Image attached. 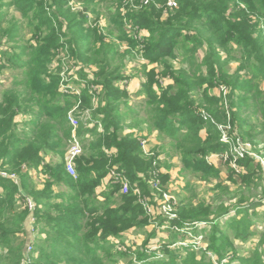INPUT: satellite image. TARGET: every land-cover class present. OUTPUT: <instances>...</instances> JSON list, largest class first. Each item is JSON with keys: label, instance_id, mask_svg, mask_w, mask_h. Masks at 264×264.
I'll return each mask as SVG.
<instances>
[{"label": "trees", "instance_id": "1", "mask_svg": "<svg viewBox=\"0 0 264 264\" xmlns=\"http://www.w3.org/2000/svg\"><path fill=\"white\" fill-rule=\"evenodd\" d=\"M79 1L84 11L73 9L68 0H10L8 3L0 0V44L3 41L5 46L13 44L8 50H0V72L8 65L22 71V80H15L12 88L0 94V171L15 174L19 181L16 184L0 176V264H106L107 261L116 264L126 253L114 254L117 246L112 240L119 241L133 230H143L147 237L143 245H148L152 235L144 230L153 222L137 196L132 191L122 194L119 185L110 186L102 194V200L97 194L108 171L115 168L125 171L132 188H139L144 196L151 197L149 181L154 171V160L143 159L138 136L123 132L127 115H122L119 109L121 104L128 107L129 94L116 84L128 78L122 73L124 56L106 37L111 39L116 34L120 42H127L130 49L127 54L140 53L141 47L147 61L163 67L160 73L143 69L146 81L139 94H144L148 126L171 140L185 171L219 177L220 169L209 164L207 157L223 154L229 147L221 141L220 126L229 125L230 133L237 132L244 140L255 139L251 133L256 125L248 128L249 115L243 117L239 107H252L251 115L261 118L259 134L264 135V90L258 86V81L264 78V0H178V10L165 20L166 0H155V5L140 12L132 11L130 5L118 0L115 13L109 9L113 15L106 36L98 27L100 19L95 22L88 16L96 8L95 0ZM6 8H14L21 14L32 32V40L19 43L18 21L13 20L8 28H2ZM124 8L127 13L122 15ZM125 19L139 29L148 30L149 38L142 41L132 38L125 29ZM183 43L190 46L187 50L190 67L175 70L168 60L177 59L176 52ZM236 48L242 54L243 64L230 75L225 68L230 60L237 59ZM200 49L204 50L202 63L196 60ZM62 53L85 67L98 68L91 79L82 73L86 90L81 97L61 91L63 62L58 56ZM246 70L250 78L240 75ZM164 78L172 83L163 86L161 79ZM91 85L101 87L100 93L90 94ZM219 85L228 88L224 104L221 98L208 92ZM198 91L203 92L208 120L197 111L199 108L192 97ZM240 98H243L241 104ZM93 99L100 103L92 116L94 120L100 118L103 132L98 131L97 125L89 128L87 122L80 121L77 133L83 154L76 160L77 178H73L65 167L72 135L68 114L74 107L82 112L92 109ZM20 115L29 116V120L18 122ZM201 131L206 132V137ZM106 150L116 152L108 155ZM49 154L58 161L47 163L45 158ZM251 161L246 158L239 164ZM33 171L47 177L42 189L34 183ZM233 175L230 169L231 181H235ZM161 178L166 182L169 177ZM241 179L244 186L254 187L256 172L249 168V173ZM60 186L66 189L56 192L55 188ZM25 198L33 200V212L25 206ZM261 205V199L253 200L232 208L221 206L215 212L210 207L190 210L189 206L180 210L171 224L209 223L211 250L222 263L231 250L236 255L233 241L247 242L257 235L253 218ZM232 209L236 210L235 218L222 230L220 220ZM32 217L36 221L33 226L30 225ZM30 242L34 250L26 255ZM263 247L264 233L249 257L239 258V264H264ZM164 251L166 258L151 261L145 251H138V263L214 262L204 257L198 259L197 253L187 248L183 253L168 248Z\"/></svg>", "mask_w": 264, "mask_h": 264}, {"label": "rangeland", "instance_id": "2", "mask_svg": "<svg viewBox=\"0 0 264 264\" xmlns=\"http://www.w3.org/2000/svg\"><path fill=\"white\" fill-rule=\"evenodd\" d=\"M10 0H4V2L8 3ZM70 5L75 8L76 5L79 6V9H84V5H81L79 0H68ZM143 0H123V5H130V9L134 12H140L148 9L149 6L144 7L142 6ZM153 4L155 5V0H153ZM118 4V0H95L94 4L96 8L94 7L90 12L88 16L91 21H95L97 19H100L99 22L102 20L103 22L107 23V25L110 26L111 22V16L115 13V6ZM69 5V4H68ZM69 5V6H70ZM119 5V4H118ZM152 5V4H151ZM132 6L134 8H132ZM160 4H157V7H159ZM72 7H68L70 10H72ZM77 9V11H79ZM96 9V10H95ZM109 9L113 10L112 12L109 11ZM95 12H92L94 11ZM178 10V9H176ZM6 13V21L2 25L3 29H6L9 27V24L14 20L18 21L20 24V32H19V39L20 44L26 43L28 40H32V32L30 28L28 27L25 19H22L21 14L18 13L14 8H6L4 9ZM73 11V10H72ZM87 14V13H86ZM101 24L103 27L107 26L106 24ZM144 31V34L147 35V38H149L150 33L148 30L142 29ZM114 37H117L115 34ZM5 41H3V45L0 44V50H8L10 49L13 44H7L5 46ZM124 46V45H123ZM125 47H120V51H124ZM190 48L185 43L182 44V47H180L176 54L177 59L174 60H168L173 68L175 70H187L190 67L191 63V57L188 56L187 50ZM223 57H225V54H222ZM235 56L236 60H230L226 69V72L230 75L236 73L239 68H241L243 64L242 60V54L238 51V49H235ZM59 59L63 58V53L58 56ZM131 57V58H130ZM204 57V50L200 49L196 53V60L199 63H202ZM1 60V57H0ZM57 60V59H56ZM121 61L127 62V68L129 72V75H125V77L130 78L129 76H136L137 80L141 79V76L137 74L139 69L146 64L145 62L141 63L138 62L135 54L130 56H125L121 58ZM66 69L70 68V60L65 59L64 61ZM134 67L136 69L134 70ZM126 68V70H127ZM131 69V70H130ZM138 69V70H137ZM134 70V71H133ZM125 71V69H124ZM132 72V73H130ZM203 72L206 73L205 69H203ZM242 77L249 76L251 77L249 71H242L240 73ZM15 80H22V71L20 69H14L7 66L4 71L0 72V94L6 90L10 89L14 86ZM169 82V81H168ZM171 82V81H170ZM130 82H122L121 85L125 88V86H129ZM73 85V84H72ZM80 85L84 86L83 82H79V84H76V87L80 89ZM222 86L219 85L212 90L209 89V95L210 96H216L217 98H221V103H225L224 98L225 95L223 91L221 90ZM258 86L264 90V78L260 79L258 81ZM126 89V88H125ZM135 93L132 94V97L130 99V106L125 107L124 104H121L120 107V113L127 115V121L128 126L126 125V130H130L134 132L135 130H132L134 128H138L140 131L150 130V127L148 126V113L146 110V106L144 105V99L136 97ZM246 96V95H245ZM192 97L194 98V101H196V106L199 108L197 111L204 112L207 115V111L204 109L203 106H205V103L203 101V92H193ZM246 98V97H243ZM243 98H240L239 103H242ZM227 99V98H226ZM240 103V104H241ZM250 104V101L248 102V105ZM241 109V112L244 114L243 117L249 115V123L248 128H253L254 125H256V128L254 131H252V135L256 136L253 141L251 140H244V143L248 145L247 151L248 153L245 154L243 157L238 156L240 159L236 160V157L233 156L235 152H233V148L236 147V144L232 145L231 148L228 147L224 151L223 155L227 154V158L223 156L222 160L220 158H214L213 164L216 166V168L220 169V175L219 177L210 176L205 177L201 174H194L187 172L183 169V165L181 163L180 156L176 153V148L171 142L169 138L164 136L163 134H159L157 138V148L156 151L150 147L149 140L147 137H143L142 135L139 136L138 141L143 142L145 141V147L142 149L143 152V159L145 160H155V167L159 172V179H160V185L163 192H166V194L171 198V201L173 203V206L170 205V210H172V214L177 216L180 214V210L186 207H192L190 210H195L196 208H208L212 210V212H215L218 210L219 207L225 206L232 208V206L237 205L238 203L245 202L248 203L249 201L253 200H260L263 202V205L261 207H258L257 214L255 215L254 220V232L257 233V235L251 237L247 242H239V241H233L234 248H236V255L234 256L233 251L227 253V256L225 257L224 261L222 263H219L218 256L216 253H214L211 250L212 242L209 238V234L212 231V227H206L205 225L193 227L191 231L186 232H173L172 229H170L169 225H165V219L164 215H162L161 209L165 208L162 201V191L153 190L151 187V194H155L157 198V202H153L155 205L153 207L154 213L147 216L150 222H153L152 225H154L155 229H149L144 230L149 235H152L151 238H149L148 245L145 247L143 244L146 241L147 237L145 235H141L143 233V230L141 231V234L135 233L131 236L130 239L123 237L118 242L121 243V246L118 245L117 248L114 249V254L118 253H126L125 258L119 259L118 263L116 264H129L130 262H134L135 264H140L139 259L137 257L138 251H145L148 255L151 257L148 259L149 261L154 259H163L166 258L167 253H165V248H168L170 251L175 252H181L183 253L185 249H190L197 253L198 259L201 257L207 258L208 260H213V264H225V263H232V264H239V258L249 257L250 252L256 248L258 245V241L263 238V230H264V135L259 134L260 131V117L252 116V107H239ZM131 112V113H130ZM133 112H136L135 115H132ZM129 114V115H128ZM204 118V117H203ZM205 120V119H204ZM130 126V127H129ZM230 131V130H229ZM238 136H240L239 133L235 132ZM203 137L206 136V133L203 132ZM233 137H235L233 135ZM230 146V145H229ZM144 150V151H143ZM236 154V153H235ZM234 154V155H235ZM226 158V159H225ZM252 160L251 163H246L245 165H240L239 161L244 159ZM55 161H58L57 157H54ZM154 164V163H153ZM236 166L241 170L240 174H237L233 166ZM249 168H252L256 172V184L254 187H246L243 185L241 177L243 175H247L249 173ZM230 169L234 171V179L235 181L230 180ZM163 176H168V180L166 182H162ZM1 191V190H0ZM19 200V199H18ZM33 201V200H32ZM18 205H20V200L18 202ZM23 207V206H22ZM168 208V206H166ZM146 212V211H145ZM236 210L232 209L229 214L226 217H223L220 222L222 223V226L220 227L222 230H225L226 223L231 220L232 218H235ZM161 220V221H158ZM157 221V223H155ZM155 223V224H154ZM194 223H202V222H190V223H184V224H194ZM207 223V222H204ZM164 224V225H163ZM183 224V225H184ZM209 224V223H208ZM214 224V223H213ZM185 227V226H183ZM187 228H185L186 230ZM138 231V230H137ZM139 232V231H138ZM263 232V233H262ZM154 235V236H153ZM156 235V236H155ZM262 235V236H261ZM42 238H45L44 235H40ZM136 240V241H135ZM115 240H112L114 242ZM124 243V244H122ZM197 244H200V246H203V249L197 250ZM186 245V246H184ZM125 246H129L132 249H129L126 247V250H124ZM185 247V248H184ZM119 249L123 251H119ZM264 249V247H263ZM262 257L264 259V250L262 251ZM210 255H213L215 257V260L212 259ZM238 256V258L236 257ZM108 262V261H107ZM106 264H109L107 263Z\"/></svg>", "mask_w": 264, "mask_h": 264}, {"label": "built area", "instance_id": "3", "mask_svg": "<svg viewBox=\"0 0 264 264\" xmlns=\"http://www.w3.org/2000/svg\"><path fill=\"white\" fill-rule=\"evenodd\" d=\"M74 2V0H73ZM153 0H143L142 1V6L147 7L151 4H153ZM160 7V6H159ZM164 12H163V16L166 18L168 17V15L173 12L174 10L179 8V3L178 0H166L165 5H164ZM132 8H134L132 6ZM74 9H79V6L76 5ZM126 9L124 8L122 10V15H125ZM101 22V21H100ZM99 22V23H100ZM98 25L102 26L101 23ZM95 26V24H94ZM124 26L125 29L127 31V33L134 39L142 41L144 40V38H147V35L144 34V31H142V29H139V27L135 26L132 22L128 21V19L124 20ZM140 53L134 52L138 62H145L147 63V60L143 57L142 55V50L141 47L139 48ZM62 62H63V71L61 72V77H62V83H61V91L64 92L65 94H73L77 97H81L82 93H81V85L79 86L80 89L78 87H76V84H79V82H83V80L78 79L76 76V74H73L74 72H76V70L81 69L82 66H80L79 64L76 63V61L71 60L70 57L66 54L63 53V58ZM65 59L70 60V65L71 67L66 69L65 67ZM92 75L88 76V79H91ZM73 84V85H72ZM85 85V83H84ZM90 94H98L101 91V88L99 86H94L91 85L90 86ZM221 90L223 91L224 95L226 96L228 94V88L225 86H222ZM95 100V99H94ZM77 110V107L74 108L72 111L69 112L68 114V121L69 124L72 128V135H71V139L68 142V150H67V154L65 157V167H66V171L69 173L70 176H72L73 178H77V171H76V160L83 154V145H82V141L81 138L78 136V128L80 126V118H77V116L75 115V111ZM202 116L204 117L205 120L210 119V117L208 115H206L204 112H202ZM89 118H87L88 120ZM221 133H222V137H221V141L226 144V145H230L229 147L231 148L232 145L236 144V147L233 148V152H235L233 154V156L236 157V160H239L240 157H243L245 154L248 153L247 148L248 145H246L243 141V139L238 136L236 133H230L229 130H231V127L228 126H220L219 127ZM233 135L235 137H233ZM141 143V147L142 149H144L145 147V141L140 142ZM144 151V150H143ZM224 154V153H223ZM222 153L220 154H212L209 157H207V161L209 164H213V159L214 158H220L222 160L223 156H225L227 158V154L223 155ZM225 158V159H226ZM156 160V159H155ZM154 160V171L151 174V179L149 181V185L153 190H157V191H162L161 189V185H160V179H159V172L155 167V161ZM26 168L24 167V170ZM234 171L237 174H240V172H242L241 170H239V168H237L235 165L233 166ZM0 176L4 179H9L12 180L13 182H15L16 184H19L18 178L15 174H10L8 172L5 171H0ZM106 184L107 186H112V185H119L121 187V193L122 194H129L131 191L133 192V194L135 196H137L139 202L142 204V206L144 207V210L146 211V213L148 215H151L154 213L153 211V207L155 205H153V202H157V198L155 194H152L151 197L148 196H144L142 194V191L139 188H132L131 186V182L128 179V177L126 176L125 171L123 170H119V169H110L108 171L107 177H106ZM162 201L163 204L168 206V208L161 209L162 215L165 219V225H169L170 229H172L173 232H186V231H191L193 227H198L200 225L202 226H206V227H210V225L208 223H194L192 225L190 224H184L182 226L179 225H172L171 224V220L176 219L177 216H175L174 214H172V210L169 211L170 209V205L171 207L173 206V203L171 201V198L166 194V192L162 191ZM25 206L28 207V209L33 212L35 210V204L32 201L31 198H25ZM35 219L32 217L31 218V222L30 225L33 226L35 224ZM163 224V225H164ZM185 226V227H183ZM185 228H187L185 230ZM33 233L35 232L34 229H32ZM117 247L118 245L121 246V243L118 242V240H115L113 242ZM186 246V245H184ZM197 250H201L203 249V246H200V244H197ZM126 246L124 247V250ZM185 248V247H184ZM34 250V245L32 242L28 243L27 245V250H26V255H29L33 252ZM119 251H123L121 249H119ZM212 257V259L215 260V257L213 255H210ZM27 262H29V260H27Z\"/></svg>", "mask_w": 264, "mask_h": 264}, {"label": "crops", "instance_id": "4", "mask_svg": "<svg viewBox=\"0 0 264 264\" xmlns=\"http://www.w3.org/2000/svg\"><path fill=\"white\" fill-rule=\"evenodd\" d=\"M90 13H88V15H89ZM166 18L163 16V20H165ZM96 22V21H95ZM98 23H99V21H98ZM101 24H104L105 22H103L102 20H101V22H100ZM99 23V24H100ZM106 25H107V23H105ZM92 26H94V23H92ZM99 28H100V30L102 31V33L106 36L107 35V32H106V28L107 27H109V25H107V26H105V27H103V26H98ZM106 40H107V42H109V41H111L112 43H114V44H116L117 45V47H118V52L121 54V55H123L124 57L125 56H130V54H127V51L128 50H130L129 49V46H128V43L127 42H120L118 39H117V37H113V38H109V37H106ZM124 45V46H123ZM120 47H125L124 48V51H120ZM131 58V57H130ZM124 63V68H123V70H122V73H123V75L125 76V75H129V72H127L128 71V68H127V62L126 61H124L123 62ZM77 64H79L80 66H82V68L81 69H78V70H76V72H74L73 74H76V76H78L77 78L78 79H83L82 77H81V75H82V73L84 72V76H86L85 74H87L88 76L89 75H94L95 73H97L98 72V68L95 66V65H89L88 67H85V66H83V64L82 63H77ZM84 68V69H83ZM126 68H127V70H126ZM124 69H125V71H124ZM136 69V67H134V70ZM143 69H146V71H150V70H155L156 71V73H160L162 70H163V67L162 66H160V65H158V64H153V63H150L149 61H147V63L146 64H144V66L143 67H141L140 69H139V71L137 72V74L138 75H140L141 76V79L140 80H137L136 79V76H129L130 78H128V79H125V80H123V81H121V82H118L117 84H116V86L118 87V88H120L121 90H125V91H127V93L129 94V97H128V107L130 106V99H131V97H132V94L133 93H135V95H136V97H139V98H143L144 99V94H139L140 93V91H141V86H142V84L146 81V77H145V73H144V71L145 70H143ZM131 70V69H130ZM133 70V71H134ZM138 70V69H137ZM130 73H132V72H130ZM161 81H162V84H163V86H166V85H168V84H171L172 83V81L170 80V79H167V78H164V79H161ZM169 81V82H168ZM171 81V82H170ZM122 82H127V83H129L130 82V84H129V86H125V88L123 87V85H121V83ZM86 88V85H84V86H82L81 85V93H82V95H83V93H84V91L83 90H86L85 89ZM101 88V87H100ZM157 90V89H156ZM134 95V96H135ZM92 102H93V108L92 109H89V110H85V112H82V111H80V110H76L75 111V113H77L78 115H79V118L81 119V120H83V122H87V126L89 127V128H92V127H94V126H96L97 125V127H98V131L99 132H103V124H102V122L100 121V118L99 119H96V120H94L93 119V116H92V114H93V112L98 108V106H99V100H92ZM74 108H76V107H74ZM73 108V109H74ZM83 115H82V114ZM122 114V113H121ZM122 115H124V114H122ZM101 117V116H100ZM87 118H89L88 120H87ZM27 120H29V116H24V115H20L18 118H17V121L18 122H23V121H27ZM127 126H128V121H127ZM130 127V126H129ZM131 128H133L132 130H135L134 132H132V131H129L130 130V128H129V130H126V127H124V129H123V132H124V134L125 135H127V134H133V135H136V136H138L137 138L139 139V136L140 135H142L143 137H147V139L149 140V144H150V147L152 148V149H154V151H156V148H157V145H158V142H157V138H158V135L160 134L158 131H155V130H145V131H140V130H138V128L136 129V128H134V127H131ZM203 132H205V131H201V135H203ZM159 133V134H158ZM206 133V132H205ZM87 138H89V135H87L86 136ZM206 137V136H205ZM67 150H68V147H67ZM108 155H111V154H115V150H112V151H108V150H106L105 151ZM66 154H67V151H66ZM65 157H66V155H65ZM45 160H46V162L47 163H50V162H56L55 161V159H54V157L52 156V154H49V155H47L46 156V158H45ZM32 174H33V180H34V183L36 184V186L39 188V189H42V187H43V184H44V181H45V179L47 178L45 175H43V174H41V173H39V174H37V173H35L34 171L32 172ZM107 177V176H106ZM106 177L103 179V181H102V183H101V186L97 189V194H98V196H99V199H103L102 198V194L103 193H105V192H107L108 191V189H109V186H107V184H106ZM66 188L64 187V186H60V187H57V188H55V191L56 192H60V191H64ZM149 229H155V227H154V225H149L148 227H146L145 228V230L147 231V230H149ZM145 231V232H146ZM134 232L135 233H138V234H141V232H138L137 230H133V231H131V232H129V233H127V234H125L123 237H126V238H128V239H130L131 238V236L132 235H134ZM141 235H145V233H142ZM156 236V235H155ZM136 241V240H135Z\"/></svg>", "mask_w": 264, "mask_h": 264}]
</instances>
